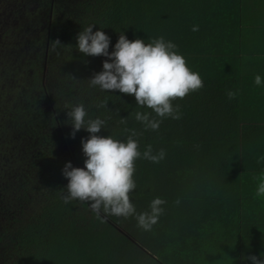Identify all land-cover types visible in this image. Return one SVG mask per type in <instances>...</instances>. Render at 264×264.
Here are the masks:
<instances>
[{"label": "trees", "instance_id": "trees-1", "mask_svg": "<svg viewBox=\"0 0 264 264\" xmlns=\"http://www.w3.org/2000/svg\"><path fill=\"white\" fill-rule=\"evenodd\" d=\"M30 1H33L29 3ZM20 50L0 62V264H251L264 258V108L256 86L257 60L243 44L247 14L241 0H16ZM95 25L109 52L123 33L129 41L163 36L177 45L203 88L179 105L181 119L164 118L145 130L135 97L101 91L88 80L107 57L78 51L76 37ZM193 25L199 31L193 32ZM21 28V30H20ZM11 29L9 38L15 36ZM246 31V30H245ZM21 33V34H20ZM15 36V37H16ZM61 45L52 50V41ZM262 78V77H261ZM236 92L229 100L226 93ZM106 107H99L101 102ZM83 103L85 120L106 123L97 135L126 142L135 130L138 150H165L159 163L138 158L129 193L136 213L166 201L150 231L134 216L65 203L67 162L84 167L81 139L66 106ZM121 118L127 120L121 123ZM179 201V203H177Z\"/></svg>", "mask_w": 264, "mask_h": 264}, {"label": "clouds", "instance_id": "clouds-1", "mask_svg": "<svg viewBox=\"0 0 264 264\" xmlns=\"http://www.w3.org/2000/svg\"><path fill=\"white\" fill-rule=\"evenodd\" d=\"M95 25L89 24L78 33L77 49L86 56L107 57L103 61V70L88 80L91 87H99L101 91L119 90L121 93L133 95L138 106L152 109L161 119L150 118L147 112H135V119L144 125L145 130L159 129L164 118L181 119L179 105L173 106L172 101L183 99L190 92L203 88L204 82L198 72L191 71L185 58L178 54L177 45L166 41L163 36L151 39L145 44L142 39L129 41L121 33L109 52L110 38L101 30L93 32ZM193 32L199 31L198 25H193ZM52 50L60 46V41L54 40ZM254 84L260 86V75L254 77ZM229 100L234 99L236 92L226 93ZM107 102H101L99 107H106ZM68 121H71V138H75L77 131L84 129L90 135L81 139L82 152L86 159L84 167H73L67 162L62 175L67 179L66 194H62L65 203L73 200L86 202L98 217L103 213L127 218L134 216L138 227L150 231L158 222L159 216L166 203L162 198H154L149 205L150 211L136 213L130 202L129 193L135 189L133 179L135 161L138 158L159 163L165 158V150L160 149L153 154L152 145H147L141 153L138 150V141L135 130L125 129L131 134L126 142L113 139L111 136L97 135L104 127L105 121L96 118L85 120L87 112L83 103L75 106H66ZM127 120L121 118V123ZM257 163H260V160ZM256 189L257 197L264 196V174L259 178ZM179 203V201H177ZM251 264H264V258L255 255L245 257Z\"/></svg>", "mask_w": 264, "mask_h": 264}, {"label": "crops", "instance_id": "crops-1", "mask_svg": "<svg viewBox=\"0 0 264 264\" xmlns=\"http://www.w3.org/2000/svg\"><path fill=\"white\" fill-rule=\"evenodd\" d=\"M241 5L247 14L243 15V44L249 52V59L257 60L256 68L258 75L264 79V0H241ZM259 92L262 102L252 107L264 108V85ZM264 114V111L262 112Z\"/></svg>", "mask_w": 264, "mask_h": 264}, {"label": "rangeland", "instance_id": "rangeland-1", "mask_svg": "<svg viewBox=\"0 0 264 264\" xmlns=\"http://www.w3.org/2000/svg\"><path fill=\"white\" fill-rule=\"evenodd\" d=\"M15 1L16 0H0V62L4 56L8 58L14 57L20 50V41L23 40V37L20 38L16 36L18 35L17 30H12V27L19 26V24L17 25L15 23L18 17L16 12L17 8L14 6ZM31 2L33 1L29 3ZM10 29L16 36H12V39L6 36V34H3Z\"/></svg>", "mask_w": 264, "mask_h": 264}]
</instances>
